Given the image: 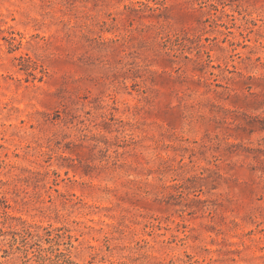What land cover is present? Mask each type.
I'll list each match as a JSON object with an SVG mask.
<instances>
[{
  "label": "rangeland",
  "instance_id": "1",
  "mask_svg": "<svg viewBox=\"0 0 264 264\" xmlns=\"http://www.w3.org/2000/svg\"><path fill=\"white\" fill-rule=\"evenodd\" d=\"M0 264H264V0H0Z\"/></svg>",
  "mask_w": 264,
  "mask_h": 264
}]
</instances>
